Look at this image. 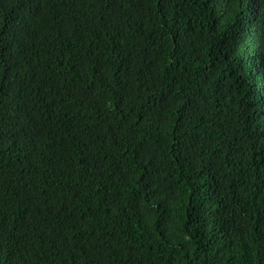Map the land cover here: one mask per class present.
<instances>
[{
    "label": "trees",
    "instance_id": "16d2710c",
    "mask_svg": "<svg viewBox=\"0 0 264 264\" xmlns=\"http://www.w3.org/2000/svg\"><path fill=\"white\" fill-rule=\"evenodd\" d=\"M0 264H264V0H0Z\"/></svg>",
    "mask_w": 264,
    "mask_h": 264
}]
</instances>
